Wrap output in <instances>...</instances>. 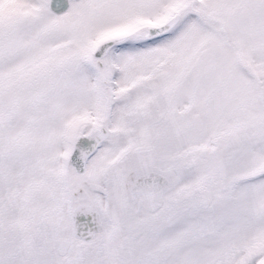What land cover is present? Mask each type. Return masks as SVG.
Wrapping results in <instances>:
<instances>
[{
	"label": "snow or ice",
	"instance_id": "snow-or-ice-1",
	"mask_svg": "<svg viewBox=\"0 0 264 264\" xmlns=\"http://www.w3.org/2000/svg\"><path fill=\"white\" fill-rule=\"evenodd\" d=\"M0 264H264V0H0Z\"/></svg>",
	"mask_w": 264,
	"mask_h": 264
}]
</instances>
